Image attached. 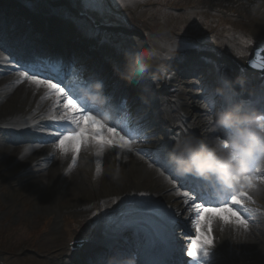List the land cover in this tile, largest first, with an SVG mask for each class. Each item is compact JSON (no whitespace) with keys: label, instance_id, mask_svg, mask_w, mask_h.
<instances>
[{"label":"bare ground","instance_id":"bare-ground-1","mask_svg":"<svg viewBox=\"0 0 264 264\" xmlns=\"http://www.w3.org/2000/svg\"><path fill=\"white\" fill-rule=\"evenodd\" d=\"M57 1L58 0H10L11 6H19V8H21L19 11H27L30 15L33 14L37 18V20L34 18L25 22L27 21L26 19L24 21L18 17L14 18L13 16H17L14 14L12 16V21L23 26V28L20 27L14 35L20 36V33H23V31L27 34L26 36L32 35L28 30V27L34 24L39 26L38 28L41 30H51L56 32H60L68 27V22L74 24L76 20L69 16L71 10H67V7H71L69 3H67L66 8L61 9V13H51L50 9ZM28 2L35 4L36 7L34 10L27 7ZM238 2L239 13L246 17H248L247 14H251L253 19L261 25H259L257 29L250 25L251 30L247 32L249 35L245 39V43L252 41L253 37V42L251 43L252 48H247L246 50H244L245 48L242 50L239 48L238 50L241 52H236V59H238V61L232 62L229 60L231 67L241 66L245 61H249L254 57V51L256 49L264 48V25H262V23H264V12L257 7L258 0H238ZM63 5H66V2ZM238 19L239 18L236 17V22ZM44 21L47 22L44 23ZM82 23V21L77 20L74 26L78 27L81 32L86 35H88V30L98 33L93 38L96 39L95 41L98 46L103 47L101 51L103 52L102 56L106 58L105 63H102L101 59H97L94 55L90 56L91 54L87 52L88 46L86 44L84 49H82L81 45L83 43H69V41H74L76 39L74 37V39L71 40L61 38L58 44L48 47V50L56 52V57L60 59L58 64L64 66V70L67 69L66 72H70V70L73 69L74 72L77 71L78 74H82L83 71L90 68L93 63H95V67H92L94 68L92 75L101 74L104 76L107 72L106 69H109V76L106 77L105 80H107L112 91L116 94L123 92V94L126 92L130 93L128 97H131V99L129 98L130 104L132 105L130 107L131 110L136 106L140 110V119L138 117H136V119L133 117L132 123L145 122L144 124L147 125V123L153 122L152 119H155L153 124L157 126V142L151 144L146 142V137H142L141 142L139 143V148L147 152H155L158 148L163 146L169 148L172 141L171 137L183 134L185 131L195 136H200L203 127L201 123L203 113L199 107V103L201 101L210 103V100H203L200 96L194 94L193 89H199V85H209L211 87V93L213 94V89L219 86L221 75L224 73L229 74L233 79L237 76L244 77L245 84L243 89L239 86L235 87L233 94H235L236 97L240 95L250 97L255 91H258L262 85L261 81L263 79L257 74L250 71H244L241 73L233 72L230 66H226V62L224 61V59L228 60V58H224L223 54L221 56H218L216 53L211 54L209 49H207L206 46H203L199 51L208 53L210 56L207 58H211V55L215 56L218 64L221 65H211L210 63V66H201L199 71L196 70L189 75L196 78L195 83L184 87L183 89L179 86L174 88V91L177 94L176 96H170V94H168V87L171 86L169 80L166 83H163L158 90L154 85L151 86L146 80H142L140 87L143 93L130 91L129 88L132 86L131 82L122 79L118 75V69L120 70L124 66L127 47L133 48L132 38L123 36L119 40V38H116L113 35H104L99 30L86 24L83 25L85 28L82 29ZM247 29L248 27L246 30ZM10 34L12 33L10 32ZM240 40V34L236 30V41L238 42ZM60 43L62 44L59 45ZM118 45L120 47H117ZM93 47H95V45H93ZM42 48H46V46H43L41 41L27 40V50L29 53H34L40 56ZM95 49H97V47H95ZM196 51L197 50H191L186 52L184 54L185 58L190 57ZM120 53L122 54L120 55ZM16 55H18V53H16ZM180 55V52L177 51L175 56ZM87 57H90V59H87L86 61L85 58ZM7 60H9V58L0 53V131L7 132L5 127L11 126L9 124L19 126L26 121L32 129L24 134L23 137L21 136L23 140L31 143L30 145L16 147L14 143L18 139H16L15 135L12 136L10 133H6L4 136L0 137V143H2L5 150V152H0V179L11 177L14 173L20 171L22 173L20 176L21 180L27 178L30 179L31 176H34V180L36 179V181L39 180L45 182V184L49 182V186L45 189L46 191H42V189L39 188L33 192L36 196L34 201H37L38 203H48L51 198H55L57 201L63 203L64 206H67L66 202L68 197L78 195L76 196L77 199L69 205L70 209L67 210V212L70 215H74L76 218H82L85 220L87 215L93 213L91 203L94 201L99 202V217L101 220L105 213H110L113 209L119 211L129 208L131 206V201L129 200L134 197L135 199H141L138 193L144 192L149 194L144 198L147 199L150 197L152 200L159 201L164 207L180 213L178 217L180 224L177 226L176 232H190L188 227L191 228L193 226L189 220H186V217L190 214L192 216L195 215L191 205L185 206L183 198L175 194L176 190L165 181L164 176L159 175L155 167L149 168L145 160L141 159L139 156L130 153H117V150L106 151L103 157L99 158L102 165L101 175L98 179L94 180L93 177L95 176V170H87L86 167H90V163L85 164L83 162L96 156L85 152L83 146H81L77 155L76 166L69 171L72 153L69 151L67 155L61 156L60 152L54 149V144L58 142L59 137L53 136L50 133L56 132L51 130L56 128L55 124L58 122L47 119V116L51 112L57 110L62 111V107L60 109L53 107L55 104V97L47 96V90L45 88H37L35 85L29 84L28 81L18 83L19 77L16 75L15 70L7 71L5 68L6 65H10L9 63H6ZM81 62H83L84 65ZM103 65L107 66V68L104 67L98 72V68ZM174 65L175 61L173 60L170 62L168 68L170 73H174ZM224 67H226L225 70ZM217 68H220L222 71L217 72ZM200 72L201 75H203L202 77L199 75ZM172 77L174 78L175 75H172L171 78ZM146 88L148 91H146ZM161 93L165 94L166 97L163 98L158 96V94ZM105 95L110 97L106 92ZM230 96H232V94L224 97L225 103H232ZM172 97H177V99L173 100ZM121 98L124 99L125 97L121 94ZM147 100H151V103H147ZM160 102L163 105L160 106ZM211 103L213 107L217 108L220 104V98L216 97V100L214 102L211 101ZM142 105H145L148 111L146 117V109H144ZM162 110L163 112H161ZM181 113H183V115H181ZM165 114L177 122L175 126L168 119H165ZM144 118L145 120L142 121ZM35 129H44V131ZM7 145H12V147L8 148ZM120 164L132 166L134 167V170L126 171L125 174L121 173L120 180L115 181L112 179V173ZM66 172L67 174H65ZM77 174H79L80 179L86 180L89 178V183L92 188L98 189V187L106 180H111L112 184L110 187L108 186L109 188L105 191H97L94 196L80 188L81 182L76 180ZM31 181L33 180H30L29 182ZM23 183L28 184L26 182ZM59 185H61L60 189L57 187ZM182 186L184 188L187 187L184 184H182ZM113 200L116 201L115 204L112 203ZM247 207L249 211L244 213V215L250 221L248 241L246 243L233 244L227 239H222V236L227 235L228 233H222L221 223L216 221L213 226L214 236L216 239L221 240V242L218 243V245L221 246L218 251L209 252L207 257L201 255L199 257V262L202 264H236V262L239 263L243 260H245V262L250 261L254 263H257L256 260L260 258L264 260V192H261L255 197V203H248ZM48 212H50V210H48ZM191 233L195 236V229ZM55 234L56 233L51 234L48 232L46 236L49 241H53L55 240ZM90 237V241L99 244L104 242V238L97 226L91 233ZM182 240L186 242L184 238ZM176 242L182 244L177 240ZM177 246L186 248L187 244ZM224 248L229 251L228 255H225V257L220 253V250H223ZM48 252L52 259L59 261L62 264H71L77 256L75 251L70 252L69 256H67L64 249L60 247L56 248L55 251L50 252L49 250Z\"/></svg>","mask_w":264,"mask_h":264},{"label":"snow or ice","instance_id":"snow-or-ice-1","mask_svg":"<svg viewBox=\"0 0 264 264\" xmlns=\"http://www.w3.org/2000/svg\"><path fill=\"white\" fill-rule=\"evenodd\" d=\"M82 4L89 10L103 13L107 0H81ZM29 9H35V4L28 2ZM52 14L61 13V9L51 8ZM11 33L5 27L3 17H0V51L8 52L11 56L12 49L18 53L17 57L9 59L6 63L12 65L19 82L28 81L29 84L37 88L43 87L47 90V96L55 97L54 108L62 111H53L48 116V120L59 123L63 131L50 133L59 137L54 144V149L58 150L61 156L72 153L71 171L77 163V155L81 149V137L86 135L88 128L82 126V119L87 114H95L98 110L88 106L79 96V90L85 86V81L79 78V74L73 72L72 78L64 70V66L56 63L51 58L40 57L27 50L26 36L14 35L16 25H11ZM89 36H96L98 33L88 30ZM179 45V52L183 56L191 50L203 48L202 41L192 32L182 37L176 38ZM252 41L247 44L251 45ZM117 47H120L119 45ZM252 58L248 63L253 68L264 71V57ZM207 60L206 57H204ZM119 71V69H118ZM217 68V72H221ZM245 99V107L264 113V88L255 91L250 97ZM216 97L210 98L215 101ZM240 98L233 97L232 103L239 102ZM221 108L225 106L224 98H220ZM73 106V107H70ZM111 106H107V110ZM112 110L126 113V107L116 106ZM44 131V129H35ZM147 126L142 123L133 124L130 116H122L121 119H110L109 122L97 130L99 138L111 144L109 150H117V153H130L144 159L149 168L155 167L159 175L164 176L165 181L175 189V194L183 198L185 206L191 205L195 215L186 217L195 229V236L191 238V243L185 247H178L175 243L176 229L180 224L178 219L180 213L164 207L159 201L144 198L149 194L139 192L141 199L131 201V206L117 211L113 209L110 213H105L97 228L104 238L105 247L98 252L91 261V264H108L110 257L122 258L129 255L136 257L137 264H146L144 254L147 252L152 260L151 264H184L182 257L186 254L189 261L196 262L203 255L207 257L208 249L215 245L214 223L219 221L225 225L231 223L236 227H242L246 232L250 227V221L244 213L248 212V203H255L248 199L249 193L246 188H242L239 193H225L222 199H218L214 187L205 185L202 181L192 177H175L171 169L165 162L167 146L158 148L155 152H147L139 147L142 137H146ZM5 131H0V137ZM107 150V151H109ZM102 155L96 156L95 175H101ZM67 174V172L65 173ZM191 183L186 188H181L180 180ZM211 201H215L214 203ZM116 203L115 200L112 201ZM97 216L96 212L92 213ZM213 249V248H212Z\"/></svg>","mask_w":264,"mask_h":264},{"label":"rangeland","instance_id":"rangeland-1","mask_svg":"<svg viewBox=\"0 0 264 264\" xmlns=\"http://www.w3.org/2000/svg\"><path fill=\"white\" fill-rule=\"evenodd\" d=\"M65 2L66 5H63ZM67 3L71 6L67 7V10H71L69 16L75 18L76 21H82V29L86 24L100 32L103 31L104 35L110 34L119 40L123 36L138 37L145 41L146 49L151 46L165 50L171 42L175 41L177 51H179V45L176 38L194 32L202 41L203 46L204 44L209 46L206 48L211 54L216 53L218 56L223 54L224 58H228V60L224 59L228 65L230 61H238L236 52H241L239 48L241 50L252 48L251 45L245 43L249 35L247 32L251 30L250 25L256 29L261 25L253 19L251 14H247L248 17H246L239 13L238 0H107L103 13L89 10L81 0H58L52 8L64 9ZM236 17L239 18L237 22ZM68 23L70 30L81 33V30L73 23ZM236 30L241 39L238 42L236 41ZM82 37L86 38L87 35L82 34ZM129 51H133V48L127 47L126 52ZM199 54L202 60L199 63L200 66H207L209 63L218 64L215 56L211 55V58H207L210 56L208 53ZM183 57L179 56L180 61ZM176 59L177 56L171 61L176 62ZM171 61L168 62V68ZM195 61L196 58L190 56L174 68L177 70ZM244 64L239 67L229 66L233 72L241 73L245 71ZM183 82L192 83L193 78L186 76ZM193 91L199 93L195 88ZM204 93L205 96L210 95L208 91ZM26 128L30 129L29 126ZM29 144L18 140L15 146L22 147ZM7 146L12 147V145ZM86 161L90 163V167L86 169L95 170L97 158L93 157ZM118 169L120 173L125 174L126 171H133L134 167L120 164ZM21 175L22 173L18 171L11 177L0 179V264H62L52 259L48 251H55L60 247L69 256L70 245L74 241L84 242L83 248L87 249L91 240L90 235L100 220L99 202L91 203L93 212H96L97 216L87 215L86 220L76 218L67 210L70 209L69 205L77 199L78 195H69L71 197H68L67 206L55 198H51L48 203H38L34 201L36 196L33 192L39 188L46 191L49 182L45 184V182L36 181L34 176L21 180ZM76 177V180L81 182V187H79L94 196L97 191H105L112 184L111 180H106L96 189L91 187L89 178L80 179L79 174ZM30 180L33 181L29 182ZM57 187L60 189L61 185ZM48 232L56 233L55 240L49 241L46 236ZM218 247L220 248V245L217 243L213 249L216 250ZM256 261L257 263L243 260L236 264H264L261 258Z\"/></svg>","mask_w":264,"mask_h":264},{"label":"clouds","instance_id":"clouds-1","mask_svg":"<svg viewBox=\"0 0 264 264\" xmlns=\"http://www.w3.org/2000/svg\"><path fill=\"white\" fill-rule=\"evenodd\" d=\"M257 7L264 12V0H258ZM132 40L134 50L125 54L124 66L118 71V75L129 81L147 79L158 90L173 75L169 72L168 62L176 55L175 41L161 50L151 46L146 49L145 41L138 37H133ZM244 84V77L237 76L233 79L224 73L219 86L213 89V95L224 98L234 93L236 86L243 89ZM79 96L88 106L98 110L82 119V126L89 131L81 137V146L85 152L100 156L111 147V144L99 138L97 132L111 118L107 110L109 97L104 94L103 83L98 80L81 88ZM172 99L176 100L177 97ZM199 107L203 113L200 136L185 131L171 137V146L165 154L166 164L178 177L192 176L205 185L214 187L218 199H222L225 193H239L242 188H246L248 199L255 201V197L264 192V113L246 108L241 102L226 104L217 109L201 101ZM165 119L174 126L177 123L167 114ZM132 147L139 145L133 144ZM0 152H5L2 143ZM83 163L86 164L87 161ZM99 176L97 174L93 179L96 180ZM120 178V169L117 168L112 173V179L119 181ZM221 226V232L228 233L222 239L233 244L248 241L250 227L246 232L242 227L231 223H221ZM219 242L221 240L216 239L215 245L208 251ZM108 264H137V261L134 255H129L122 258L110 257Z\"/></svg>","mask_w":264,"mask_h":264},{"label":"water","instance_id":"water-1","mask_svg":"<svg viewBox=\"0 0 264 264\" xmlns=\"http://www.w3.org/2000/svg\"><path fill=\"white\" fill-rule=\"evenodd\" d=\"M71 247H72V248H73V247H76V244L71 245Z\"/></svg>","mask_w":264,"mask_h":264}]
</instances>
